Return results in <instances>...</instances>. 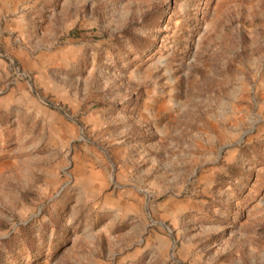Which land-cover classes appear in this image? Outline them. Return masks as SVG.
<instances>
[{"label":"rangeland","instance_id":"1","mask_svg":"<svg viewBox=\"0 0 264 264\" xmlns=\"http://www.w3.org/2000/svg\"><path fill=\"white\" fill-rule=\"evenodd\" d=\"M0 264H264V0H0Z\"/></svg>","mask_w":264,"mask_h":264}]
</instances>
